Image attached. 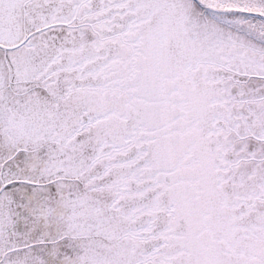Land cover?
Here are the masks:
<instances>
[{
	"label": "snow or ice",
	"instance_id": "obj_1",
	"mask_svg": "<svg viewBox=\"0 0 264 264\" xmlns=\"http://www.w3.org/2000/svg\"><path fill=\"white\" fill-rule=\"evenodd\" d=\"M0 264H264V0H0Z\"/></svg>",
	"mask_w": 264,
	"mask_h": 264
}]
</instances>
